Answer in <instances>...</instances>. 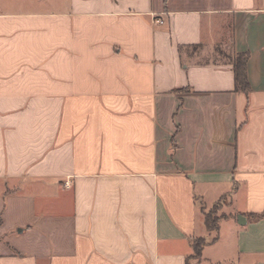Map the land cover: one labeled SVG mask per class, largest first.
<instances>
[{
	"label": "crops",
	"instance_id": "1",
	"mask_svg": "<svg viewBox=\"0 0 264 264\" xmlns=\"http://www.w3.org/2000/svg\"><path fill=\"white\" fill-rule=\"evenodd\" d=\"M262 213L264 0H0V264H264Z\"/></svg>",
	"mask_w": 264,
	"mask_h": 264
},
{
	"label": "trees",
	"instance_id": "2",
	"mask_svg": "<svg viewBox=\"0 0 264 264\" xmlns=\"http://www.w3.org/2000/svg\"><path fill=\"white\" fill-rule=\"evenodd\" d=\"M248 61H249L248 53L238 54L231 59V65H232V68L234 71V77H235L236 90L238 92L244 93L247 97L251 93V87H250V83H249V79L247 75ZM252 218L255 221H259L264 218V213L260 215H254L252 216ZM220 220L221 219H213L209 214H205V226L208 232L215 233V237L213 238L211 242H215L218 239ZM207 244H208V241L206 239H203V238L194 239L192 242L193 255L196 258L201 259L202 251ZM189 259L187 260V264H189Z\"/></svg>",
	"mask_w": 264,
	"mask_h": 264
},
{
	"label": "rangeland",
	"instance_id": "3",
	"mask_svg": "<svg viewBox=\"0 0 264 264\" xmlns=\"http://www.w3.org/2000/svg\"><path fill=\"white\" fill-rule=\"evenodd\" d=\"M228 203L227 197H224L213 205H207L204 207V213L209 214L213 219H221L226 214V206H228ZM214 237L215 233H212V238ZM189 264H202V262L200 259L192 255V257L189 259Z\"/></svg>",
	"mask_w": 264,
	"mask_h": 264
},
{
	"label": "built area",
	"instance_id": "4",
	"mask_svg": "<svg viewBox=\"0 0 264 264\" xmlns=\"http://www.w3.org/2000/svg\"><path fill=\"white\" fill-rule=\"evenodd\" d=\"M157 23H158V24H163V22H161V21H157Z\"/></svg>",
	"mask_w": 264,
	"mask_h": 264
},
{
	"label": "water",
	"instance_id": "5",
	"mask_svg": "<svg viewBox=\"0 0 264 264\" xmlns=\"http://www.w3.org/2000/svg\"><path fill=\"white\" fill-rule=\"evenodd\" d=\"M242 219H244V218L242 217Z\"/></svg>",
	"mask_w": 264,
	"mask_h": 264
}]
</instances>
